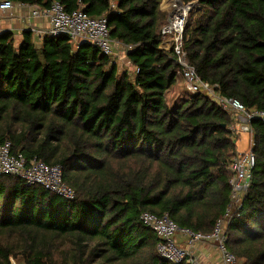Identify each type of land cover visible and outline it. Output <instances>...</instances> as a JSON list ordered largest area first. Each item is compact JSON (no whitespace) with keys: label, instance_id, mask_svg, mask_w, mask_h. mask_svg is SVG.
<instances>
[{"label":"trees","instance_id":"1","mask_svg":"<svg viewBox=\"0 0 264 264\" xmlns=\"http://www.w3.org/2000/svg\"><path fill=\"white\" fill-rule=\"evenodd\" d=\"M14 1L106 17L138 71L67 35L37 44L31 31L19 42L0 33V143L61 165L76 193L67 199L1 175L0 264H173L158 254L144 211L205 233L223 219L239 264H264V122L251 121L257 163L234 207L233 113L206 92L169 100L181 67L161 47L162 0ZM183 1L197 3L184 48L199 76L249 111L264 110V0Z\"/></svg>","mask_w":264,"mask_h":264},{"label":"built area","instance_id":"2","mask_svg":"<svg viewBox=\"0 0 264 264\" xmlns=\"http://www.w3.org/2000/svg\"><path fill=\"white\" fill-rule=\"evenodd\" d=\"M170 5L173 7L172 11L169 13L167 22L161 28V47L166 50H173L176 54L177 61L181 67V77L184 79L187 89L193 94L206 92L223 109L232 112L234 123L230 127L231 130L235 134H240V132L251 133L253 142L254 129L251 126V121L260 119L264 122V110L249 111L240 101L222 95L216 91L214 85L199 76L195 66L190 63L184 48V32L189 20V14L197 7V3L195 1L186 3L183 0H170ZM13 7L14 3L12 0L0 1V9L2 10H8ZM33 13L36 16L48 17L50 27L46 35H67L75 45L82 41L91 42L105 55L112 58L119 57L116 46L118 44L121 45V43L111 37L106 17H90L82 8L68 12L59 1H54L50 7L45 9L36 8ZM33 31L39 35V38L43 37L36 28ZM122 46L127 54L128 46ZM135 71H138V69ZM256 163L255 152L250 148L245 152H238L234 160L229 164L228 168L233 173L230 185L234 207L242 205L243 196L253 179V170ZM1 175L18 176L28 184H40L67 199H73L76 195L75 190L64 182L61 165H49L38 158L28 160L23 153L13 154L10 142L0 143ZM141 219L159 238L157 243L158 254L173 264L182 262L201 264L198 257L192 256L194 253L191 251L192 249L194 250L197 244L209 241L216 242L219 250V259L211 264H239L236 255L226 245L227 222L223 219L217 222L211 233L181 227L169 214L160 216L144 211ZM178 235L184 237L185 245L179 242ZM13 264H16V262L13 261Z\"/></svg>","mask_w":264,"mask_h":264},{"label":"crops","instance_id":"3","mask_svg":"<svg viewBox=\"0 0 264 264\" xmlns=\"http://www.w3.org/2000/svg\"><path fill=\"white\" fill-rule=\"evenodd\" d=\"M12 1L14 3L13 8L8 10L0 9V33L9 31L14 35L15 40L19 42L22 39L24 32L31 31L37 44H41L43 40L42 38H44L48 32L50 22L48 17L42 15L36 16L33 12L36 8L45 9L48 7H43L37 4L31 5L27 3H19L15 2L14 0ZM169 4V0H162V10L168 11ZM35 28L41 33V36L43 37L39 38V35L33 31ZM120 46L121 50L124 49L122 45ZM126 58L127 57L123 56V59ZM178 240L182 245H185V239L183 236L178 235ZM191 252L194 253V256L203 259L201 264H211L212 262L219 259L218 247L216 242L213 241L197 244L195 249H192Z\"/></svg>","mask_w":264,"mask_h":264},{"label":"rangeland","instance_id":"4","mask_svg":"<svg viewBox=\"0 0 264 264\" xmlns=\"http://www.w3.org/2000/svg\"><path fill=\"white\" fill-rule=\"evenodd\" d=\"M172 8L173 7L169 4L168 11H166L167 14H168V17H169L170 11H172ZM117 42H119V41H117ZM118 46H116V47H117V53H119V57L118 58H115V59L118 62L119 69L121 71L127 69L131 73H133L136 69L131 65V63L128 60V58L123 59V56L127 57V54L124 51V49L121 50L120 44ZM120 51H121V53H120ZM186 93L190 94V91L187 89L186 84H185V81H184V79L180 75L176 87L171 92L168 93V98H169V100H173L174 101L175 100V97H177L178 95H185ZM239 136H240V139L237 142V152L242 153V152H245L248 149H250V148L253 147L254 141L252 142V135H251V133H248V132H240ZM218 252H219V250H218ZM195 255H196V253H195ZM199 255H201V254H199ZM199 259H200V262H202L203 259L202 258H199Z\"/></svg>","mask_w":264,"mask_h":264},{"label":"water","instance_id":"5","mask_svg":"<svg viewBox=\"0 0 264 264\" xmlns=\"http://www.w3.org/2000/svg\"><path fill=\"white\" fill-rule=\"evenodd\" d=\"M192 6H194V7H195V5H194V4H192Z\"/></svg>","mask_w":264,"mask_h":264}]
</instances>
